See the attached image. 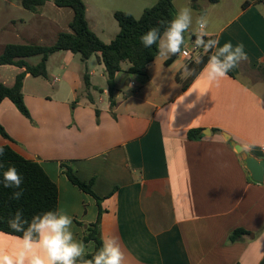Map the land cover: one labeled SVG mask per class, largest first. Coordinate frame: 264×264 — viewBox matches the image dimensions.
Masks as SVG:
<instances>
[{"label":"crops","instance_id":"crops-1","mask_svg":"<svg viewBox=\"0 0 264 264\" xmlns=\"http://www.w3.org/2000/svg\"><path fill=\"white\" fill-rule=\"evenodd\" d=\"M118 1L127 7L114 9L111 16L126 11L140 18L158 0ZM84 2L90 28L110 43L120 31L118 22L105 39L102 7ZM246 2L250 5L244 8ZM49 3L37 12L19 9L31 13L20 37L43 42L60 25L65 8ZM174 6L176 12L190 7L195 20L206 15L207 37L218 39L220 46L242 42L249 59L218 84H209L201 70L186 89L189 76L183 73L181 55L171 65L166 64L169 57L159 55L145 75L126 72L129 64L124 63L116 78L113 116L98 56L83 61L80 54L57 52L47 63V78L28 74L24 80L33 121L9 99L2 102L0 123L10 139L0 135V145L43 167L58 186V208L73 217V231L81 240L97 221L99 205L70 182L67 171L82 181L93 180L102 199V238L118 239L125 264H264V183L254 182L245 164L247 156L264 159V151L254 147L238 153L232 145L264 143V0H220L216 5L174 0ZM46 23L49 27L42 30ZM69 31L68 26L60 32ZM194 35L188 40L186 34V47ZM3 71L11 74L13 85L25 69L0 66ZM5 76L0 74V82L12 86ZM192 130H202L201 136L190 139ZM238 229L247 234L231 242ZM19 243L16 236H0L8 252ZM85 244L95 251L93 242Z\"/></svg>","mask_w":264,"mask_h":264},{"label":"trees","instance_id":"trees-1","mask_svg":"<svg viewBox=\"0 0 264 264\" xmlns=\"http://www.w3.org/2000/svg\"><path fill=\"white\" fill-rule=\"evenodd\" d=\"M206 1H208L209 5H216L220 0ZM47 2H53L57 7L72 10L73 19L69 24L70 31L60 32L52 45L11 43L6 46L3 54L0 55V66L11 65L25 69V71L16 76L12 86L0 82V106L5 99H9L22 115L33 121L24 100L23 87L26 76L30 74L32 77L47 78L49 58L57 52L69 51L73 54H80L83 61L89 60L94 55L98 56L100 63L105 67L110 109L112 115L115 116L114 110L117 106L116 92L118 88L117 75L124 72V63L129 64L126 72L145 75L148 66L159 57L157 46L153 45L150 48H145L140 41V36L152 27H159L161 32H163L164 27L162 25L166 26V22L171 20L176 13L174 0H158L155 5L145 9L140 18H136L133 14L126 11H116L114 18L119 24L120 31L110 43L102 41L90 28L84 0H22V6L27 11L37 12ZM249 5L250 3L246 2L244 8ZM205 39L216 38L205 37ZM184 47H186V44ZM211 54V52L205 53L202 62L199 64L192 63L188 65L194 71L184 83L185 89L206 65ZM34 57L41 58L36 65H32L27 61ZM179 57L180 54L170 56L166 64L171 65ZM228 74L233 76L232 71ZM84 83L86 88L89 89L90 81L87 74L84 75ZM76 105V102L72 104V110ZM96 114L99 118L100 111L96 110ZM201 131L192 130L188 136L190 139H197L201 136ZM0 135L10 139L1 123ZM4 147L5 155L0 160L4 162L5 168L0 169V180H2V173L7 166L14 165L23 177L21 188L24 190V194L19 201L10 200L12 192L18 189L4 188L3 184L0 183V217L3 218V221H0V232L19 237L22 236V233L14 232L10 229L7 220L11 218L18 208L23 209L25 218L29 220L35 214L56 210L58 208L59 190L57 184L38 162L27 160L12 148ZM67 177L73 185L98 201V219L94 224L87 226L83 237L85 243L93 242L95 250H98L102 245V199L93 190V180L90 182L82 181L71 169L67 171ZM246 234V230L238 229L230 235V241L236 242ZM87 258H91V255Z\"/></svg>","mask_w":264,"mask_h":264},{"label":"clouds","instance_id":"clouds-1","mask_svg":"<svg viewBox=\"0 0 264 264\" xmlns=\"http://www.w3.org/2000/svg\"><path fill=\"white\" fill-rule=\"evenodd\" d=\"M209 20L206 15L198 16L193 27V11L190 7H181L174 17L166 22L163 32L159 27H152L140 36L145 48L156 45L161 57L183 55L189 57L191 53L184 47L187 39L195 34L194 48L202 49L204 53L211 52L208 61L201 71L209 84H218L228 77V73L238 65L249 59L242 42L233 45L231 41L220 46L218 39H205ZM195 63L202 62L198 54L194 57ZM186 76L193 74L187 64L181 66ZM254 147L264 150V143L244 144L242 151L250 152ZM5 155L4 145H0V158ZM5 164L0 160V169ZM4 188L14 190L10 200L19 201L24 190L21 188L23 177L14 165H9L2 173ZM0 221L3 218L0 217ZM8 227L14 232L22 233L16 237L20 243L11 252L0 246V264H125V253L118 239L114 236L102 238V245L98 250L90 253V246L78 239L73 231V217L62 208L35 214L31 219L24 216L23 209L18 208L7 220ZM6 235L0 233V236ZM91 255V258H87Z\"/></svg>","mask_w":264,"mask_h":264},{"label":"rangeland","instance_id":"rangeland-1","mask_svg":"<svg viewBox=\"0 0 264 264\" xmlns=\"http://www.w3.org/2000/svg\"><path fill=\"white\" fill-rule=\"evenodd\" d=\"M88 5H91V0H86ZM96 5L102 7L104 12V17L107 23V33L104 36L105 39H108L112 35L113 32V26L116 23V20L113 16H111V13L114 9H125L127 6L124 3H120L118 0H92ZM103 3H100L102 2ZM52 6L54 5L53 2H50ZM12 5V6H11ZM49 5V6H51ZM18 6V7H17ZM18 8V9H17ZM24 10L22 6V0H0V55L3 54L1 48L3 45H8L11 43H17V44H31V43H42L43 45H52L56 41L57 33L62 31V29L66 30L69 26V22L72 20V10L65 8L64 12L60 16V25L56 28H52L51 31L48 32V37L46 40L41 42L42 40H35V42L25 40L24 38L20 37L19 31L21 30L24 22H30L31 13H28L25 11L23 13L19 9ZM50 13V10H48ZM58 12H56L57 14ZM69 14V15H68ZM52 17L55 18L53 14H51ZM42 23L44 21L42 20ZM193 25H195V19H193ZM44 26V27H43ZM42 30L44 28L49 27L46 24H43ZM3 49V48H2ZM31 64H38L41 60L40 57H34L30 58ZM8 72L3 71V73L0 72V74L6 75V79L9 81V85H12V80L10 78L11 74H7Z\"/></svg>","mask_w":264,"mask_h":264},{"label":"water","instance_id":"water-1","mask_svg":"<svg viewBox=\"0 0 264 264\" xmlns=\"http://www.w3.org/2000/svg\"><path fill=\"white\" fill-rule=\"evenodd\" d=\"M228 138V137H227ZM238 153H242V147L236 143H232ZM246 168L250 173V178L256 183H264V159H257L254 156L245 158Z\"/></svg>","mask_w":264,"mask_h":264},{"label":"built area","instance_id":"built-area-1","mask_svg":"<svg viewBox=\"0 0 264 264\" xmlns=\"http://www.w3.org/2000/svg\"><path fill=\"white\" fill-rule=\"evenodd\" d=\"M195 39H196V36L194 35V37H193L190 45L187 46V47H185L191 53V55L189 57H185V56L181 55V57H183L185 59L187 65L192 64V63H195L194 57L196 55L199 54L202 58L205 55V53L203 52L202 49L197 50V49L194 48V41H195Z\"/></svg>","mask_w":264,"mask_h":264}]
</instances>
